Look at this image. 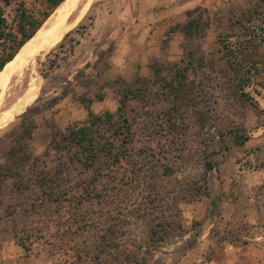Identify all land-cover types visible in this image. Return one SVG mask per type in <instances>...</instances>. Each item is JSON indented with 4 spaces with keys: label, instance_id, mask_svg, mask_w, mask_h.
I'll return each mask as SVG.
<instances>
[{
    "label": "rangeland",
    "instance_id": "obj_1",
    "mask_svg": "<svg viewBox=\"0 0 264 264\" xmlns=\"http://www.w3.org/2000/svg\"><path fill=\"white\" fill-rule=\"evenodd\" d=\"M0 5L13 34L49 10ZM51 51L7 93L32 99L0 129V264H264L263 3L90 0ZM126 91L129 138L103 128L112 154L86 165L67 129Z\"/></svg>",
    "mask_w": 264,
    "mask_h": 264
},
{
    "label": "trees",
    "instance_id": "obj_2",
    "mask_svg": "<svg viewBox=\"0 0 264 264\" xmlns=\"http://www.w3.org/2000/svg\"><path fill=\"white\" fill-rule=\"evenodd\" d=\"M6 4H9L11 0H4ZM64 0H46L49 10L45 13L42 20H37L34 16L28 15L25 9H18V23L16 33H9L6 31L7 23L4 17L3 8L0 5V40L9 43L10 52L0 59V72L3 67L10 62L21 47L34 36L39 30L42 23L50 16V14L59 6ZM264 5V0H260ZM19 36V38H18ZM246 50L244 47L236 46L231 47L228 52L233 56L242 57ZM240 54V55H239ZM246 58V57H245ZM247 63L244 59L241 62H237L240 66H244ZM174 74L171 81L167 83L168 90L171 95L178 98L183 88L185 87L187 79V69L178 64L173 66ZM140 80V79H138ZM245 97V93H242ZM129 98V91H126L122 98L119 100V106L115 113L109 111L104 112L101 115H95L88 111L86 122L80 126L69 127L68 134L65 137L66 145L74 150L78 160H82L86 165H93L100 156L107 155L111 156L113 150V144L110 139L106 136L107 133L103 131V128H113L114 136H123L124 140H127L130 136V129L127 124L125 117L126 101ZM118 116L119 125L116 126L114 123V116ZM119 134V135H117ZM235 142L237 145L242 146L248 141L247 136L235 135ZM126 142V141H124Z\"/></svg>",
    "mask_w": 264,
    "mask_h": 264
},
{
    "label": "bare ground",
    "instance_id": "obj_3",
    "mask_svg": "<svg viewBox=\"0 0 264 264\" xmlns=\"http://www.w3.org/2000/svg\"><path fill=\"white\" fill-rule=\"evenodd\" d=\"M89 2L90 0H64L61 2L50 21L40 28L36 32L37 34H34V36L36 35L34 41L26 42L15 57L3 67L0 72V129L12 121L14 116L19 114L32 99L31 95H26L8 106L7 93L11 84L21 79L26 70L33 68L38 56L51 51L62 42L79 21Z\"/></svg>",
    "mask_w": 264,
    "mask_h": 264
},
{
    "label": "crops",
    "instance_id": "obj_4",
    "mask_svg": "<svg viewBox=\"0 0 264 264\" xmlns=\"http://www.w3.org/2000/svg\"><path fill=\"white\" fill-rule=\"evenodd\" d=\"M38 32V31H37Z\"/></svg>",
    "mask_w": 264,
    "mask_h": 264
}]
</instances>
